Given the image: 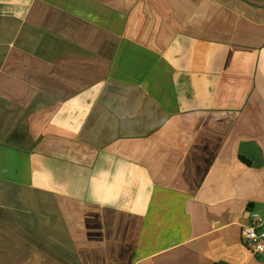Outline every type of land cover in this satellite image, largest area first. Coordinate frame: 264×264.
Masks as SVG:
<instances>
[{"label": "crops", "instance_id": "0c3cea01", "mask_svg": "<svg viewBox=\"0 0 264 264\" xmlns=\"http://www.w3.org/2000/svg\"><path fill=\"white\" fill-rule=\"evenodd\" d=\"M253 214L264 0H0V264H264Z\"/></svg>", "mask_w": 264, "mask_h": 264}, {"label": "built area", "instance_id": "2783aa9c", "mask_svg": "<svg viewBox=\"0 0 264 264\" xmlns=\"http://www.w3.org/2000/svg\"><path fill=\"white\" fill-rule=\"evenodd\" d=\"M264 218L259 214H253L249 223L242 227V237L252 253L264 259Z\"/></svg>", "mask_w": 264, "mask_h": 264}]
</instances>
